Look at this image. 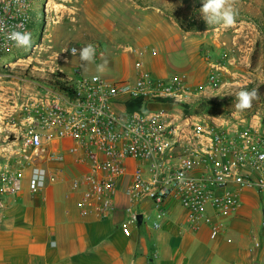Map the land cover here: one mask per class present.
<instances>
[{"label": "built area", "instance_id": "built-area-1", "mask_svg": "<svg viewBox=\"0 0 264 264\" xmlns=\"http://www.w3.org/2000/svg\"><path fill=\"white\" fill-rule=\"evenodd\" d=\"M37 6V0H0L4 28L0 65L22 48L6 33L32 35ZM92 45L97 63L105 48ZM83 48L71 46L70 55L80 57ZM133 51L131 79L85 75L75 67L73 75L51 83L24 81L21 103L7 122L14 148L0 169V219L8 208L7 197L15 196L25 184L37 194L66 183L80 195L82 219H102L112 213L122 189L131 202L122 225L125 236L138 222L134 205L152 202L161 220L167 203L173 201L190 229L206 226L211 239H216L225 222L238 216L250 192L256 194L264 229V124L239 116L212 120L175 108L149 111L148 103L168 99L173 106L191 105L195 96L182 76L152 75L146 70L144 52ZM210 59L205 56L207 62ZM207 83L215 90L219 80L212 73ZM138 101L141 110L130 113L129 104ZM66 165L75 172L69 178ZM159 227V222L154 224Z\"/></svg>", "mask_w": 264, "mask_h": 264}, {"label": "crops", "instance_id": "crops-1", "mask_svg": "<svg viewBox=\"0 0 264 264\" xmlns=\"http://www.w3.org/2000/svg\"><path fill=\"white\" fill-rule=\"evenodd\" d=\"M154 10L149 12L148 22L135 41L144 52L146 70L156 77L182 76L192 85L199 84L207 68L205 57L199 53L203 39L188 38L180 27L160 17V10ZM132 57L121 54L107 61V78H134ZM103 59L94 65L105 63ZM155 104L148 103L146 107L153 111ZM166 104L168 111L173 109L172 104ZM69 168L66 165V178L75 173ZM6 202L8 208L0 219V264H264L261 247L250 253L241 242L240 246L232 244L238 239L237 233H241L242 240L252 228L261 226L253 192L245 198L238 216L225 222L224 227L233 229L216 239H211L206 226L190 229L183 211L173 201L167 203V214L161 220L152 202L134 205L142 223L132 225L131 235L125 236L122 225L128 219L126 210L131 202L122 189L116 198L117 208L102 219H82L80 195L70 191L66 183L50 185L37 194L25 185ZM256 211L258 218L254 217ZM152 214L156 216L154 224L159 222L160 227L142 230L144 220ZM250 256H254L252 260Z\"/></svg>", "mask_w": 264, "mask_h": 264}, {"label": "rangeland", "instance_id": "rangeland-1", "mask_svg": "<svg viewBox=\"0 0 264 264\" xmlns=\"http://www.w3.org/2000/svg\"><path fill=\"white\" fill-rule=\"evenodd\" d=\"M37 2L31 47H22L0 65V169L6 163V155L14 148L7 122L21 103L20 88L24 81L51 83L57 77L73 75L75 67H79L85 75L101 74L107 78L110 75L105 72L106 67L103 73L97 72L94 63L70 55V47L99 43L105 48L102 62L121 54H129L136 60L133 49L138 47L135 41L140 38L151 14L149 12L154 9L162 11H158V15L180 27L188 38L203 39L200 56H211L209 62L204 64L207 68L199 84L192 85L183 77L195 96L191 105L176 103L177 106L172 108L185 115L212 120H228L239 116L249 120L259 119L264 124V0H236V23L228 28L206 23L200 12L202 0ZM255 51L257 59L252 61ZM212 73L219 80L215 90L207 83ZM253 89L258 90V99L253 100L251 108L244 111L235 109L236 94L241 90ZM154 106L151 108L153 111L169 110V104L166 103H156ZM254 217L258 218L257 211ZM155 220L156 216L152 214L144 220L141 229L154 231ZM231 229L230 226L223 227L220 235ZM235 237L238 239L235 242L232 240V244L238 243L236 245L240 246L241 242L250 253L254 248L264 249V229L261 226L252 228V232L242 240H239L241 233ZM253 257L250 256V259Z\"/></svg>", "mask_w": 264, "mask_h": 264}, {"label": "clouds", "instance_id": "clouds-1", "mask_svg": "<svg viewBox=\"0 0 264 264\" xmlns=\"http://www.w3.org/2000/svg\"><path fill=\"white\" fill-rule=\"evenodd\" d=\"M235 2L236 0H202L200 12L208 25H222L228 28L236 23L237 11L234 7ZM2 31H4V28L0 27V32ZM6 35L18 48L27 49L31 47V34L29 32L11 31L6 33ZM74 54L75 50H73ZM95 54V47L92 44H88L80 51V58L84 62L93 63ZM106 63L105 61V63L97 65V72L103 73ZM254 99H258L257 89L239 91L236 94L235 109L239 111L250 109Z\"/></svg>", "mask_w": 264, "mask_h": 264}, {"label": "trees", "instance_id": "trees-1", "mask_svg": "<svg viewBox=\"0 0 264 264\" xmlns=\"http://www.w3.org/2000/svg\"><path fill=\"white\" fill-rule=\"evenodd\" d=\"M256 59H257V51L254 52V54L252 56V61H255ZM160 102L161 103H170L171 100L165 99V100H161ZM141 106H142L141 102H139V101L133 102V103L129 104L128 111L130 113L135 112V111H139V110H141Z\"/></svg>", "mask_w": 264, "mask_h": 264}, {"label": "water", "instance_id": "water-1", "mask_svg": "<svg viewBox=\"0 0 264 264\" xmlns=\"http://www.w3.org/2000/svg\"><path fill=\"white\" fill-rule=\"evenodd\" d=\"M137 220H138V224L140 225L142 223V216L139 215L138 218H137Z\"/></svg>", "mask_w": 264, "mask_h": 264}]
</instances>
